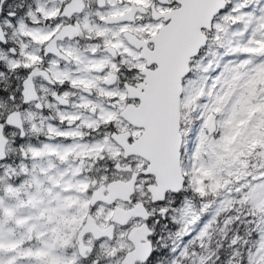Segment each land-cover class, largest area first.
Listing matches in <instances>:
<instances>
[{
	"label": "snow or ice",
	"instance_id": "6c2138e0",
	"mask_svg": "<svg viewBox=\"0 0 264 264\" xmlns=\"http://www.w3.org/2000/svg\"><path fill=\"white\" fill-rule=\"evenodd\" d=\"M0 264H264V0H0Z\"/></svg>",
	"mask_w": 264,
	"mask_h": 264
}]
</instances>
